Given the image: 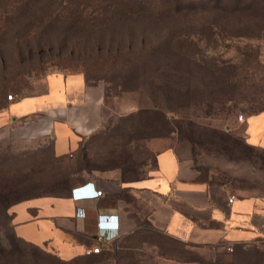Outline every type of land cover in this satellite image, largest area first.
<instances>
[{
  "label": "rangeland",
  "instance_id": "1",
  "mask_svg": "<svg viewBox=\"0 0 264 264\" xmlns=\"http://www.w3.org/2000/svg\"><path fill=\"white\" fill-rule=\"evenodd\" d=\"M56 71L104 83L84 151L134 149L144 174L145 138L163 137L196 179L264 196V148L246 143L264 129V0H0V111ZM0 122V264H96L18 238L12 209L102 167L54 158L42 117Z\"/></svg>",
  "mask_w": 264,
  "mask_h": 264
},
{
  "label": "crops",
  "instance_id": "2",
  "mask_svg": "<svg viewBox=\"0 0 264 264\" xmlns=\"http://www.w3.org/2000/svg\"><path fill=\"white\" fill-rule=\"evenodd\" d=\"M43 81L40 92L6 100L0 121L9 125L42 117V133L49 134L54 158L69 159L73 167L79 156L92 158L88 164L102 168L82 170L65 194L15 203L18 238L42 245L64 261L86 257L96 264H264V196L196 179L163 137L145 138L153 166L144 174L134 149L127 157L119 155L116 143L96 153L84 151L83 141L106 129L100 126L104 83L89 81L80 71L52 72ZM254 130L246 142L264 148V129ZM259 134L261 140H253ZM86 183L88 192L95 185L102 195L72 194ZM101 216L109 224L100 227ZM99 233L115 235L98 244Z\"/></svg>",
  "mask_w": 264,
  "mask_h": 264
},
{
  "label": "built area",
  "instance_id": "3",
  "mask_svg": "<svg viewBox=\"0 0 264 264\" xmlns=\"http://www.w3.org/2000/svg\"><path fill=\"white\" fill-rule=\"evenodd\" d=\"M7 98L11 99L12 98V95L11 94L7 95ZM239 118H242V116H239ZM88 184L89 183H86V184H83V185H81L79 187H76L75 189H72V194H74L77 197H89L91 195H93V196H101L102 195V191L99 190V189H96L95 185H93L94 188H95L94 189V192H92V193L91 192H88V190H87V185ZM232 199H233V196H231L229 198L230 201H232ZM102 218L103 217L101 216L100 219H99V222H98V224H99L100 227L103 226V225H106V222H107V221L104 222V220ZM107 224H109V222H107ZM111 226L116 227L115 229H117V222L116 223L113 222L111 224ZM110 234H111V236L112 235L114 236L115 233H110ZM108 235L109 234L106 235L105 233H99L98 236H97V242H98V244L103 243L104 241H106V237ZM98 250H99L98 247H95V248L92 249V251H94V252H97ZM229 250H231L230 247H229Z\"/></svg>",
  "mask_w": 264,
  "mask_h": 264
},
{
  "label": "trees",
  "instance_id": "4",
  "mask_svg": "<svg viewBox=\"0 0 264 264\" xmlns=\"http://www.w3.org/2000/svg\"><path fill=\"white\" fill-rule=\"evenodd\" d=\"M5 105V104H4ZM4 106H2V108H3ZM247 143V142H246ZM248 144V143H247ZM249 145V144H248ZM250 146H252V145H250Z\"/></svg>",
  "mask_w": 264,
  "mask_h": 264
}]
</instances>
